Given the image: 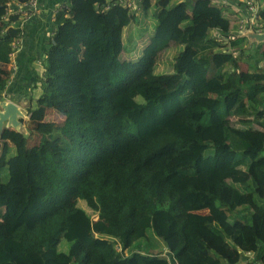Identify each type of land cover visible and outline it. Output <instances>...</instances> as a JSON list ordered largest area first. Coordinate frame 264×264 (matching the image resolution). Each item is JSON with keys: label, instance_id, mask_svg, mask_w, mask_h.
<instances>
[{"label": "trees", "instance_id": "obj_1", "mask_svg": "<svg viewBox=\"0 0 264 264\" xmlns=\"http://www.w3.org/2000/svg\"><path fill=\"white\" fill-rule=\"evenodd\" d=\"M29 1L0 0V64L22 36L11 11ZM106 2L54 10L43 93L27 109L38 142L0 139V264H264V42L241 71L246 51L211 33L240 41L212 0H158L142 55L121 60L137 8ZM172 42L184 45L174 72L157 73ZM7 84L0 72V100ZM58 104L61 125L46 120Z\"/></svg>", "mask_w": 264, "mask_h": 264}, {"label": "crops", "instance_id": "obj_2", "mask_svg": "<svg viewBox=\"0 0 264 264\" xmlns=\"http://www.w3.org/2000/svg\"><path fill=\"white\" fill-rule=\"evenodd\" d=\"M68 2L69 0H41V6L32 17L27 19L20 13L19 25H21L23 33L20 49L14 54L11 62L0 64V72L8 78L7 87L3 91V97H1L2 100L11 99L17 102L20 107L25 106L28 109V107H33L32 96L37 99L42 95L41 78L43 72L41 70L43 64L41 59H44L42 56L49 49V41L55 33L54 10ZM13 4L14 2H12V6ZM16 8H18V3ZM83 51L86 53V49ZM54 107L47 109L46 119L49 109H54ZM27 109L26 111H28ZM14 132L12 127L5 124L0 139L8 141L12 145L11 140H13ZM128 254L130 253L127 249L126 255ZM250 257L252 255H249Z\"/></svg>", "mask_w": 264, "mask_h": 264}, {"label": "rangeland", "instance_id": "obj_3", "mask_svg": "<svg viewBox=\"0 0 264 264\" xmlns=\"http://www.w3.org/2000/svg\"><path fill=\"white\" fill-rule=\"evenodd\" d=\"M154 4L148 11H144L141 7V2L142 0H136V5L138 6L137 10L135 11V20L124 30V52L122 53L121 60H132L136 61L138 58L143 53L144 48L146 45L150 42L151 37L154 34L155 27L157 26V14L160 10V8L157 6L158 0H153ZM180 0H171L170 5L175 4L176 2H179ZM232 9V8H231ZM250 16V15H249ZM240 16H235V20H238ZM216 31L211 32L212 34H215ZM223 45H227L228 47L232 46L233 44H225V42H222ZM184 45H180L177 43L172 42L169 47L162 51L160 53L158 63L156 65L155 71L157 73H173L174 72V65H175V59L176 56L179 54V52L183 49ZM264 47H262L263 49ZM85 49V48H84ZM83 49V50H84ZM255 51L253 48L250 50L245 49L246 53L244 54L245 57L240 61V67L239 70L241 71H254V69L251 67L252 61H250V55L251 52ZM255 53V52H254ZM86 53L85 51H82L81 56H84ZM46 53L42 56V58L45 59ZM14 57V56H13ZM12 57V59H13ZM256 55L254 56V58ZM42 64H43V60ZM256 59H254L255 61ZM253 61V64L255 65L256 62ZM262 69L260 70L261 72H264V61L260 64ZM42 72H45V65L43 64L42 67ZM39 72V71H38ZM36 72V74H38ZM40 74V72H39ZM263 98V103H264V94L261 95ZM32 102L33 106L36 105V99L32 96ZM24 106V104H23ZM24 108L26 112V117L24 118V123L26 127H30L29 124V115L28 112L26 111V107ZM67 111V108H65L64 105L59 104L54 107V109H49L47 113V119L48 121L55 122L59 125L62 124V121L65 117V112ZM262 113L264 114V104L262 107ZM233 122H237L235 118H232ZM257 127L258 124H255ZM26 134L29 135L30 137V143L33 144L35 142H38L39 135L35 132H30L27 128ZM14 140H11V143H13ZM13 145V144H12ZM211 151V150H210ZM15 149L13 148L10 153L9 157L13 156L15 154ZM208 153V151H207ZM8 171L7 169L3 173V179H8ZM80 205H84L85 203L83 201L79 202ZM90 214H92L93 218H97V214L94 213L93 210L90 208L87 209ZM114 242V241H113ZM148 242L150 244V248L152 251L156 254H162L164 252V243L154 234V232L149 229L148 230ZM118 245V244H117ZM117 245H115V250H117ZM67 242L62 240L61 243V250H66L67 249ZM133 248H129L128 253H132Z\"/></svg>", "mask_w": 264, "mask_h": 264}, {"label": "built area", "instance_id": "obj_4", "mask_svg": "<svg viewBox=\"0 0 264 264\" xmlns=\"http://www.w3.org/2000/svg\"><path fill=\"white\" fill-rule=\"evenodd\" d=\"M136 0H119L120 4L127 7L128 9H136ZM39 0H30L25 4H21L20 9H13L14 12H21L26 18L32 17L38 10ZM212 2L222 9L223 15L230 20V33L231 37L229 39L236 40L247 38L250 41L256 39L258 34L264 32L261 28V12H264V0H212ZM114 3V0H107L105 3V8H109L110 5ZM232 8V9H231ZM58 12V9L55 10ZM250 15V16H249ZM235 16H240L238 20H235ZM216 39H224L228 42L226 37H222L219 32ZM243 43V42H242ZM20 39H17L14 46V51L19 49ZM237 48V47H235ZM117 250L121 251L119 244L117 245Z\"/></svg>", "mask_w": 264, "mask_h": 264}, {"label": "water", "instance_id": "obj_5", "mask_svg": "<svg viewBox=\"0 0 264 264\" xmlns=\"http://www.w3.org/2000/svg\"><path fill=\"white\" fill-rule=\"evenodd\" d=\"M259 40H264V33L257 36ZM26 117L22 107L13 100H0V137L6 123L18 132H25L24 118Z\"/></svg>", "mask_w": 264, "mask_h": 264}, {"label": "clouds", "instance_id": "obj_6", "mask_svg": "<svg viewBox=\"0 0 264 264\" xmlns=\"http://www.w3.org/2000/svg\"><path fill=\"white\" fill-rule=\"evenodd\" d=\"M19 5H21V4H18V8H15V9H20L21 8V6H19ZM14 9V10H15ZM20 13L21 12H19V13H16V12H14L13 10L11 11V15H17L18 17H19V19H20ZM25 17V16H24ZM26 18V17H25ZM28 19V18H27ZM13 25H15L13 22H11L10 23V27L11 26H13ZM8 26V27H9ZM19 27L21 28V31H22V27H21V25H19ZM264 33V32H263ZM263 33H261V34H263ZM261 34H258V36L259 35H261ZM22 35H23V33H22ZM21 39H22V36H21V38H20V43H21ZM217 40H220V39H217ZM231 40V39H230ZM251 40V39H250ZM250 40H248L247 38H245V39H242V41H239V42H237L236 44L235 43H232V41H229L228 40V42H225V41H222V40H220V41H222V42H225V44H230V43H232L233 45L232 46H230V47H228V46H225L224 48H223V50L224 51H228V52H231L235 57H237V56H239L240 54H241V51L242 50H244L245 51V49H250L251 48V46H253L254 44H260V43H263L264 42V40H259L258 38H256V39H253L252 38V40L253 41H250ZM243 42V43H242ZM19 49H20V44H19ZM235 47H237V48H235ZM19 49L17 50V51H14L12 54H11V56L13 57L14 56V54L16 53V52H18L19 51ZM252 49V48H251ZM250 49V50H251ZM123 52V51H122ZM122 56V55H121ZM44 73V72H43ZM7 100H11V99H7ZM23 109V108H22ZM24 110V109H23ZM28 112V111H27ZM24 113H25V115H26V112H25V110H24ZM29 115V114H28ZM30 116V115H29ZM29 118V117H28ZM24 121V120H23ZM6 124V123H5ZM24 125H25V123H24ZM25 128H26V131H27V127L25 126ZM26 131L24 132V133H26ZM15 132H17V130H15ZM23 133V132H22ZM114 240H117V239H115L114 238Z\"/></svg>", "mask_w": 264, "mask_h": 264}]
</instances>
